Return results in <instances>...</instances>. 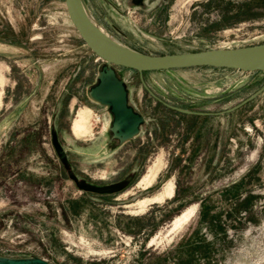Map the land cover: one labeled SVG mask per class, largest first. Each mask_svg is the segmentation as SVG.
Wrapping results in <instances>:
<instances>
[{
	"label": "rangeland",
	"instance_id": "374dc122",
	"mask_svg": "<svg viewBox=\"0 0 264 264\" xmlns=\"http://www.w3.org/2000/svg\"><path fill=\"white\" fill-rule=\"evenodd\" d=\"M84 1L105 33L145 53L264 42V0ZM103 65L64 0H0V255L155 264L181 243L205 246L193 264H264V71L142 73L159 99L212 113L199 116L165 107L137 71L116 67L145 119L120 142L109 108L88 95ZM81 118L89 130L77 136ZM68 168L79 182L117 191H85ZM168 184L173 196H162ZM169 256L164 264L176 261Z\"/></svg>",
	"mask_w": 264,
	"mask_h": 264
},
{
	"label": "water",
	"instance_id": "95a60500",
	"mask_svg": "<svg viewBox=\"0 0 264 264\" xmlns=\"http://www.w3.org/2000/svg\"><path fill=\"white\" fill-rule=\"evenodd\" d=\"M66 11L72 25L84 41L85 45L98 57L104 65L97 75V83L88 91L89 97L96 103L107 106L112 114L110 131L120 142L129 140L140 131L145 119L128 102V89L125 82L116 73V67L135 70L140 74L148 71L169 69H185L194 67H213L234 69L243 72L264 71V42L234 48H214L200 51H188L165 54H149L130 48L105 33L88 11L84 0H64ZM145 88L156 97L144 84ZM264 87V86H263ZM257 93L245 99L253 98ZM158 98V97H156ZM181 113L205 114L167 105ZM237 107L234 106V108ZM227 111H230L228 109ZM223 111L221 113L227 112ZM54 145L60 159L66 165L67 154L59 146L55 131H52ZM69 178L85 191L106 193L115 192V185H92L78 181L75 173L68 168ZM0 264H55L38 256L9 257L0 255Z\"/></svg>",
	"mask_w": 264,
	"mask_h": 264
},
{
	"label": "trees",
	"instance_id": "16d2710c",
	"mask_svg": "<svg viewBox=\"0 0 264 264\" xmlns=\"http://www.w3.org/2000/svg\"><path fill=\"white\" fill-rule=\"evenodd\" d=\"M213 68V67H211ZM202 217L207 218V208L205 209L202 206ZM200 240V239H198ZM205 246H202L201 244H196L192 246H188L187 249L184 248V246L181 243H178L173 250H170L166 253H160L154 257L155 264H164L168 258H170L169 255H171L172 252H175V255L177 256L175 258L174 264H193V256L195 255L196 252H202L205 254L207 251L204 250ZM184 255V258L183 256ZM174 257V256H172Z\"/></svg>",
	"mask_w": 264,
	"mask_h": 264
},
{
	"label": "bare ground",
	"instance_id": "6f19581e",
	"mask_svg": "<svg viewBox=\"0 0 264 264\" xmlns=\"http://www.w3.org/2000/svg\"><path fill=\"white\" fill-rule=\"evenodd\" d=\"M84 120H85V119H84ZM84 120H83V118H81V119H79V120H77V121L75 122V124H74V128H73V132H74L75 135H77V136H84V135L88 132L89 129H88V127L85 125ZM160 167H161V161L158 162V163L154 166V168L152 169L151 173L148 175V177H147V181H146L147 184H148V183H151V182L155 179V177H156L158 171L160 170ZM173 192H174L173 185H172V184H168L167 188L165 189L164 195H162V196L171 197V196H173ZM157 198H158V197H157ZM184 219H185V220H188V219H189V216H185ZM179 223H180V222H179ZM181 223H182V222H181ZM176 226H177V225H176ZM176 226H175V227H176ZM181 226H182V225H181Z\"/></svg>",
	"mask_w": 264,
	"mask_h": 264
},
{
	"label": "flooded vegetation",
	"instance_id": "af4514ba",
	"mask_svg": "<svg viewBox=\"0 0 264 264\" xmlns=\"http://www.w3.org/2000/svg\"><path fill=\"white\" fill-rule=\"evenodd\" d=\"M146 89V88H145ZM147 90V89H146ZM148 91V90H147ZM149 92V91H148ZM150 93V92H149ZM151 94V93H150ZM154 94V93H153ZM153 96V95H152ZM156 98V97H155ZM159 102H161L165 107H167V108H169V109H171L170 107H168L167 105H171V106H175V105H172V104H170V103H167V102H165V101H163V100H161V99H159V98H156ZM176 107H178V106H176ZM181 108V107H180ZM184 109V108H183ZM172 110H174V109H172ZM188 110V109H187ZM174 111H176V110H174ZM192 111V110H191ZM176 112H178V111H176ZM196 112H202V111H196ZM178 113H181V112H178ZM203 113H205V114H196V113H192V114H188V113H181V114H186V115H199V116H205V115H210V114H212L211 112H203ZM88 133V132H87Z\"/></svg>",
	"mask_w": 264,
	"mask_h": 264
},
{
	"label": "crops",
	"instance_id": "0c3cea01",
	"mask_svg": "<svg viewBox=\"0 0 264 264\" xmlns=\"http://www.w3.org/2000/svg\"><path fill=\"white\" fill-rule=\"evenodd\" d=\"M145 6H147V4H145ZM149 54H151V53H149Z\"/></svg>",
	"mask_w": 264,
	"mask_h": 264
},
{
	"label": "built area",
	"instance_id": "2783aa9c",
	"mask_svg": "<svg viewBox=\"0 0 264 264\" xmlns=\"http://www.w3.org/2000/svg\"><path fill=\"white\" fill-rule=\"evenodd\" d=\"M131 12H133V11H131Z\"/></svg>",
	"mask_w": 264,
	"mask_h": 264
}]
</instances>
